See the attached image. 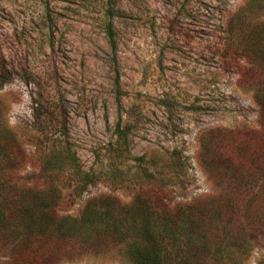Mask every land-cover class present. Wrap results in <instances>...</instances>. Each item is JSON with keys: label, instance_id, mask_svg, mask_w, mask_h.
Returning <instances> with one entry per match:
<instances>
[{"label": "rangeland", "instance_id": "374dc122", "mask_svg": "<svg viewBox=\"0 0 264 264\" xmlns=\"http://www.w3.org/2000/svg\"><path fill=\"white\" fill-rule=\"evenodd\" d=\"M2 77L23 153L0 184L47 213L0 221V264H141L152 234L162 264H264L248 194L234 253L208 221L191 244L177 232L229 188L204 163L212 131L263 130L264 0H0Z\"/></svg>", "mask_w": 264, "mask_h": 264}, {"label": "trees", "instance_id": "16d2710c", "mask_svg": "<svg viewBox=\"0 0 264 264\" xmlns=\"http://www.w3.org/2000/svg\"><path fill=\"white\" fill-rule=\"evenodd\" d=\"M108 35L111 46L115 48L111 29H109ZM5 82L2 77L0 87ZM259 102L262 110L263 130L238 131L231 134L212 131L214 137L211 138V141H208V145H204V163L216 178L226 180L229 188L211 199L198 203L193 206V209H189L187 213L183 214L181 221V224H183L180 225V228L177 227V232L182 237H190L188 240L190 244L197 239L204 222L208 221L209 228L205 231L206 234L211 232L212 235L220 231L222 235L220 239L224 242L227 241V245L230 244V253L232 254L239 250L238 239L236 236L235 238L233 237L234 232L229 226H232L236 218L235 214L239 210L240 198L245 194L249 195L244 212L245 225L257 228L256 230L264 233V89L259 97ZM118 128L120 130L119 126ZM22 153V149L13 132L6 125L0 123V172L9 170ZM4 163L6 164L5 166ZM5 188L13 187L4 181L0 184V221L12 224L26 214V211H29L26 216L37 214L45 221L43 216L47 213L46 206L41 209L38 208L37 213L31 212L35 206L29 203L24 204L16 188L9 190L10 192L8 191L7 193H5ZM258 201H263L261 202L260 213L256 211L255 206ZM148 212H153L152 207H148ZM211 220L215 221L213 222V227ZM159 222L165 226L168 235L172 236L176 231L172 220L163 219ZM220 222L224 224L221 229L218 228ZM148 228H151V226ZM148 230H146L147 232L145 231L146 234H148ZM215 236H217V233ZM153 237L154 234L148 236V239L153 248L154 246L158 248L156 251L157 255L154 256L153 253L150 259L147 256L144 258L134 255L133 258L137 262L141 264L163 263L164 258L163 260L160 258V252L165 253L163 242L155 241ZM214 246L217 252H220V248L216 244Z\"/></svg>", "mask_w": 264, "mask_h": 264}]
</instances>
